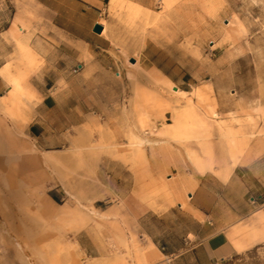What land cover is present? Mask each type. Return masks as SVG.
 <instances>
[{
    "label": "rangeland",
    "instance_id": "374dc122",
    "mask_svg": "<svg viewBox=\"0 0 264 264\" xmlns=\"http://www.w3.org/2000/svg\"><path fill=\"white\" fill-rule=\"evenodd\" d=\"M216 8L211 14L203 0H172L169 5L160 0L156 12L144 8L128 16L141 21L143 30L156 24L168 40L169 54L160 53L158 66L173 74V82L152 71L150 61L137 59L135 66L125 62L136 75L113 74L94 83L87 75L74 81L73 75L52 76L54 82L61 79L56 87L62 90L38 92L35 88H44L50 78L32 76L40 62L17 45L13 77L18 100L0 98V139L10 129L19 145L24 142L25 153L0 147V264H169L181 253L192 224L183 211L195 168L220 171L211 135H198L193 114L202 105L195 89L201 91L209 82L215 89L222 85L226 95L255 101L260 95L255 53L264 76V0H223ZM235 16L245 30L228 29ZM231 60L232 84L227 79ZM209 63L217 64L220 77L208 70ZM45 97L49 108L44 110ZM224 102V115L237 134L220 135L224 144L229 138L251 137L249 132L261 131L254 139L264 140L260 109L237 111L229 98ZM130 133L156 143L145 144L135 158ZM33 145L29 153L25 148ZM154 147L159 149L152 156ZM195 147L208 148L202 165L188 153ZM69 182L83 191L86 210L80 211L67 194ZM182 199L183 207L178 203ZM169 206L173 209L162 215ZM94 210L107 217L99 218ZM14 236L24 239V248L14 246ZM150 241L158 249L156 256L148 249ZM167 252L174 254L167 258Z\"/></svg>",
    "mask_w": 264,
    "mask_h": 264
},
{
    "label": "crops",
    "instance_id": "0c3cea01",
    "mask_svg": "<svg viewBox=\"0 0 264 264\" xmlns=\"http://www.w3.org/2000/svg\"><path fill=\"white\" fill-rule=\"evenodd\" d=\"M159 1L0 0V96L12 89L18 44L40 62L32 76L73 75L74 81L87 75L89 83L98 77L108 81L113 74L136 75L135 67L125 62L143 59L173 82V74L158 66L160 53L169 54L164 46L168 40L156 24L143 30L142 22L131 20L126 11L130 2L156 12ZM96 24L102 25L101 32L94 30ZM60 82L50 78L44 88L35 90L60 91L56 87ZM47 98L40 105L44 110L49 108ZM257 136L249 139L234 162L220 135H211L220 171L194 167L197 172L189 181L188 208L183 211L192 224L181 253L171 263L168 259L169 264H264V140L254 139ZM158 149L150 148L151 155ZM178 203L183 207L186 200Z\"/></svg>",
    "mask_w": 264,
    "mask_h": 264
},
{
    "label": "bare ground",
    "instance_id": "6f19581e",
    "mask_svg": "<svg viewBox=\"0 0 264 264\" xmlns=\"http://www.w3.org/2000/svg\"><path fill=\"white\" fill-rule=\"evenodd\" d=\"M171 1L172 0H164V2L166 4H168V5L171 3ZM219 3L220 4L223 3V0H203V5H204L205 12L212 14L213 12L216 11V9H217L216 6L219 5ZM126 11H128V16L132 17V15H134V14L136 15V14L145 12V9L142 8L140 5H137V4H134V3H130L129 2L128 5H127V10ZM211 14H209V15H211ZM213 16L215 17V13H214ZM220 27L222 29H225L226 28L225 21L223 23L221 21ZM228 29L230 31H234V30L235 31H237V30H242L243 31V30H245L243 24L239 23L238 18L236 16L233 17V19L231 18L230 24L228 26ZM231 37H232L231 39L233 40V43H234V40L236 39V36L235 35H232ZM232 54H234V52H232ZM252 56H253V61L255 63V67H256V71H255L256 72V83L258 85V90L260 92L259 97L256 98L255 101H251V100L249 101V100L243 99L242 97L241 98L240 97L237 98L234 95V93L232 95H226L224 93V90L221 87L222 85H220L218 89H215L213 87V84H211L209 82H206L201 91L195 89V92H194L198 97H200V101H201V105H202L201 106L202 108H198L194 112V114H193L194 117L196 118V123H197V125L199 127L198 135H237L235 132H233L231 130L230 124H229L230 119L224 115V111L222 109L223 108V105H225V102H224L225 98H229L230 103L234 107H236L238 109L237 111L243 110L245 108H255V109H260L264 113V76L262 74V77H260V75H261L260 73L261 72H260L259 67H258V57H257L256 53L254 55H252ZM128 61H129V63L131 65H136V63L138 62L137 59H136L135 62L130 61V60H128ZM207 68H208V70L212 74H216L217 77H220L221 76V72L219 73V71H220L219 69L220 68H218L217 64H210L209 63V64H207ZM234 68H235L234 67V62L231 60V63L229 64V68L227 70L228 71L227 79H228V81L231 84H232V82L235 81L234 80V75H233V73L235 71ZM152 71H154L159 76L162 75V72L157 67H155V66H152ZM206 74H207V72H206ZM10 80H11V78H10ZM207 80H209V79H207ZM17 87H18V85H17L15 79L13 78L12 79V89L9 92H6L7 93L6 95L0 96V98L1 99L2 98L9 99L13 103H16L17 100H18V88ZM0 103H1V101H0ZM1 106H2V104H1ZM7 113L11 115L10 112H7ZM232 117L233 118H236V114H232ZM5 133H6V135H2L3 137H2V139H0V147H2L3 150H4V148H8V150L10 152H14V151L21 152L23 150V153H25L24 148H23L24 146L21 147V145H23L24 142L21 145H19V140L16 141V139H18V138H16L18 135H15L14 136L13 135V132H11L10 129H6L5 130ZM130 134L132 136L130 138L129 144L131 146V149L133 150V155L135 156V158H137L139 156V154L142 152L143 146L145 144H149L151 147H153L154 144L156 143V141H152V140L148 139L145 136H139V134H136V133H130ZM248 134L251 135V137H253L254 135H262L261 134V131H259L258 133L249 132ZM0 135H1V133H0ZM251 137L240 138L238 140L233 139V138H229V140H228V142H226L225 146L227 148V151H228L229 156L232 159V161L235 162L237 160L238 154L240 155V153L243 152L244 148L246 146H248L247 144H249L248 141H249V139ZM10 147H11V149H10ZM27 148H25V149L26 150H29L30 151L29 153H31V151L32 152L34 151V145L32 147H30L29 149H27ZM5 150H7V149H5ZM207 150H208L207 147H195L194 149L193 148L189 149L188 150V153H189L190 156H192L193 160L198 165H202L203 162H201V161H203L206 158L204 155H202V153H205V151H207ZM134 160H136V159H134ZM231 166H233V164ZM149 175H151V174H149ZM149 175H148V177H149ZM145 177H147V175ZM151 180H152V178H151ZM157 181H159V180H157ZM152 182H151V184H153ZM158 183H160V182H158ZM149 184L147 186H150L151 185V184L150 185ZM191 185L194 186V184H191ZM155 186L157 187V183L155 184ZM68 187L70 189L67 188L66 189V192H67V194L72 195V197L76 199L77 203L80 205L79 206V210L80 211L81 210L82 211L83 210H86L87 209V206H84L82 204L81 200H80V198H83V194H84L83 191L81 189H79V188L77 190L76 187H75V184L74 183H71V182L68 183ZM151 187H153V186L151 185ZM151 187H150V189H151ZM164 187H166V189H167L168 183L166 184V182H165ZM162 188L163 187H161V189ZM74 189H76L77 191L74 192ZM158 189H159V186H158ZM166 189H164V190L166 191ZM148 192H149V190H148ZM167 193H168V190H167ZM142 199H144V198H142ZM92 213H94L95 215H97L99 218H105V217H107L106 215H103V214H101L100 212H98L96 210H94ZM13 238H14V242L16 244L14 246H17L19 248L24 246V239L23 238H19V237H16V236H14ZM8 240H10V239H8ZM148 249H149V251L153 255H155V256L158 255V249H157V247L151 241L149 242ZM82 264H85V263H82ZM86 264H94V262H89V263H86Z\"/></svg>",
    "mask_w": 264,
    "mask_h": 264
},
{
    "label": "water",
    "instance_id": "95a60500",
    "mask_svg": "<svg viewBox=\"0 0 264 264\" xmlns=\"http://www.w3.org/2000/svg\"><path fill=\"white\" fill-rule=\"evenodd\" d=\"M102 28H103L102 25L96 24L95 27H94V30L97 31V32H101Z\"/></svg>",
    "mask_w": 264,
    "mask_h": 264
}]
</instances>
